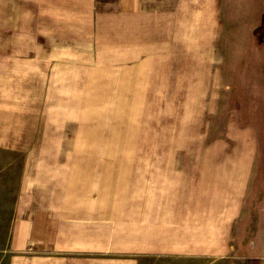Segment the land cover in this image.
<instances>
[{"label": "crops", "instance_id": "obj_1", "mask_svg": "<svg viewBox=\"0 0 264 264\" xmlns=\"http://www.w3.org/2000/svg\"><path fill=\"white\" fill-rule=\"evenodd\" d=\"M258 26L264 0H0V149L41 143V118L63 116L66 101L112 99L97 94L114 77L123 100H191L199 85L219 101L225 86L251 83L246 73L264 75ZM207 129H183L178 144H201L200 156L167 157L153 189L137 190L151 204L119 222L106 200L103 212L73 204L64 164L42 168L0 252L9 264H264L260 133L235 114L217 137ZM146 222L158 250L145 251Z\"/></svg>", "mask_w": 264, "mask_h": 264}, {"label": "rangeland", "instance_id": "obj_2", "mask_svg": "<svg viewBox=\"0 0 264 264\" xmlns=\"http://www.w3.org/2000/svg\"><path fill=\"white\" fill-rule=\"evenodd\" d=\"M258 36L260 46H264V28ZM257 56L264 61L263 53ZM246 77L251 83L225 86V98L222 96L219 101L204 100V93L216 90L199 85L193 86L191 100H123L121 97L125 94L119 78L114 77L110 93L97 94L112 96V99L66 101L63 116L41 118L48 121L38 130V135L43 134L41 143L34 141L28 150L22 151L0 149L1 249L23 203V188L32 184L40 187L42 168L64 164L63 184L74 196L73 204L80 201L79 204L89 205L97 201L103 212L101 202L106 200L103 204H107V216L119 222L123 214L130 219L135 216L137 204H151L152 196L137 197V190L153 189L155 170L167 167L164 164L167 157L200 156L201 144H178L183 129L195 132L204 121L208 125L206 139L210 140L223 131L230 115L237 113L244 123H252L258 129L264 143V75L246 73ZM133 96L156 95L136 93ZM187 135L194 138L196 133ZM46 137L48 140L44 143ZM0 140L4 141L1 137ZM261 146L260 155L264 157V144ZM158 160L161 165L155 164ZM26 169L30 174H26ZM28 175L30 178L26 180ZM55 179L50 185L62 183ZM143 230L145 251L158 250L153 237L158 230L148 222ZM0 253V264H9L10 258L3 250ZM148 263L150 260L146 259L145 264Z\"/></svg>", "mask_w": 264, "mask_h": 264}, {"label": "trees", "instance_id": "obj_3", "mask_svg": "<svg viewBox=\"0 0 264 264\" xmlns=\"http://www.w3.org/2000/svg\"><path fill=\"white\" fill-rule=\"evenodd\" d=\"M261 26V25H260ZM260 26H258V28H257V31L258 32H260L261 33V31H262V29L264 28V26H262V27H260ZM261 35V34H260ZM240 114V113H239ZM236 117H237V119H238V121L240 122V123H244V121L241 119V117L236 113Z\"/></svg>", "mask_w": 264, "mask_h": 264}]
</instances>
